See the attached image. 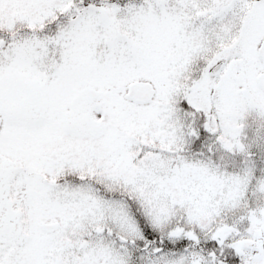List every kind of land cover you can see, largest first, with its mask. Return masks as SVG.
I'll use <instances>...</instances> for the list:
<instances>
[{"label": "snow or ice", "instance_id": "snow-or-ice-1", "mask_svg": "<svg viewBox=\"0 0 264 264\" xmlns=\"http://www.w3.org/2000/svg\"><path fill=\"white\" fill-rule=\"evenodd\" d=\"M0 264H264V0H0Z\"/></svg>", "mask_w": 264, "mask_h": 264}]
</instances>
